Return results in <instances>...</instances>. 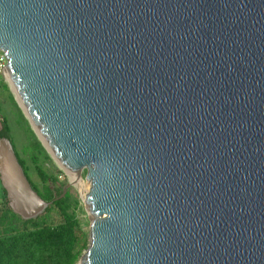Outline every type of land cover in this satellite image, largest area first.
Wrapping results in <instances>:
<instances>
[{"label":"water","instance_id":"95a60500","mask_svg":"<svg viewBox=\"0 0 264 264\" xmlns=\"http://www.w3.org/2000/svg\"><path fill=\"white\" fill-rule=\"evenodd\" d=\"M0 50L29 120L86 170L78 264H264V0H0ZM0 181L24 220L53 203L8 136Z\"/></svg>","mask_w":264,"mask_h":264},{"label":"rangeland","instance_id":"374dc122","mask_svg":"<svg viewBox=\"0 0 264 264\" xmlns=\"http://www.w3.org/2000/svg\"><path fill=\"white\" fill-rule=\"evenodd\" d=\"M4 124H7L9 127L10 137L15 150L23 160L33 184L40 190H43L46 185H51L55 189L63 191V196L68 193L66 199L67 212L79 222L81 229L86 234L88 247L91 216L84 204L85 195L90 187V183L85 179L86 170L82 174L84 184L81 188L71 182L69 174L60 167L45 147L34 126L20 106L11 84L6 77L0 79V129L3 128ZM37 143L41 147H38ZM38 168H41L49 176L47 181H43L39 175ZM2 187L0 181V232L10 225V223L4 221L5 212L9 204L3 198ZM63 221L64 216L61 210L58 207H53L50 212L44 213L37 219L20 220L19 225L21 227L26 226L32 228L39 222L57 225Z\"/></svg>","mask_w":264,"mask_h":264},{"label":"trees","instance_id":"16d2710c","mask_svg":"<svg viewBox=\"0 0 264 264\" xmlns=\"http://www.w3.org/2000/svg\"><path fill=\"white\" fill-rule=\"evenodd\" d=\"M1 136L11 138L7 124L0 129ZM37 146L41 147L39 143ZM19 160L28 175L23 160L20 157ZM38 172L43 181L49 179L41 168H38ZM31 183L44 199L53 201L47 212L58 207L64 221L57 225L39 222L32 228L21 227L19 222L23 220L22 217L8 206L4 221L10 225L0 232V264H77L87 247V238L79 222L67 212L68 193L63 196V191L51 185L40 190ZM2 190L3 198L7 201L6 191L3 187Z\"/></svg>","mask_w":264,"mask_h":264},{"label":"bare ground","instance_id":"6f19581e","mask_svg":"<svg viewBox=\"0 0 264 264\" xmlns=\"http://www.w3.org/2000/svg\"><path fill=\"white\" fill-rule=\"evenodd\" d=\"M25 112V111H24ZM32 125L34 126L36 132L38 133V135L40 136L42 142L44 143L45 147L47 148V150L52 154V156L54 157V159L56 160V162L60 165V167L62 169H64L70 176V180L72 183L76 184L77 186H81L84 184V181L82 179V176L79 177V179H76L71 173L70 171H68L65 166L58 160V158L56 157V155L54 154L53 150L51 149V147L49 146V144L46 142V140L44 139V137L41 135V133L39 132V130L37 129V127L35 126V124L32 122V120H30Z\"/></svg>","mask_w":264,"mask_h":264},{"label":"built area","instance_id":"2783aa9c","mask_svg":"<svg viewBox=\"0 0 264 264\" xmlns=\"http://www.w3.org/2000/svg\"><path fill=\"white\" fill-rule=\"evenodd\" d=\"M8 59L6 54L0 50V79L2 77H6V65H7ZM7 79V77H6Z\"/></svg>","mask_w":264,"mask_h":264}]
</instances>
